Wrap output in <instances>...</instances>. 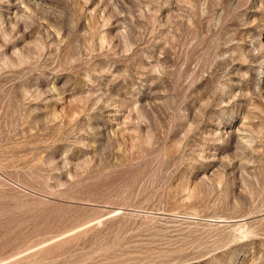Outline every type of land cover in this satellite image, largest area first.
Here are the masks:
<instances>
[{"label": "rangeland", "instance_id": "374dc122", "mask_svg": "<svg viewBox=\"0 0 264 264\" xmlns=\"http://www.w3.org/2000/svg\"><path fill=\"white\" fill-rule=\"evenodd\" d=\"M0 264H264V0H0Z\"/></svg>", "mask_w": 264, "mask_h": 264}]
</instances>
